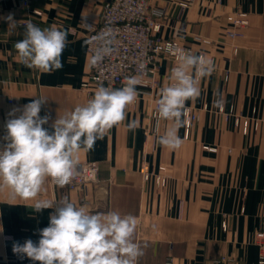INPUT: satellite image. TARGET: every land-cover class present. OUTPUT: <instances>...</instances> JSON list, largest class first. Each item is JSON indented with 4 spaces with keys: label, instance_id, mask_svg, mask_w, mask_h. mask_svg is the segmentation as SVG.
<instances>
[{
    "label": "crops",
    "instance_id": "1",
    "mask_svg": "<svg viewBox=\"0 0 264 264\" xmlns=\"http://www.w3.org/2000/svg\"><path fill=\"white\" fill-rule=\"evenodd\" d=\"M105 1L31 0L30 9L43 11L39 15L16 0L0 4V147L6 143L5 125L14 108L22 110L32 100L46 98L39 115L49 117L43 127L51 132L57 116L92 98L95 92L82 88L90 74L87 33L99 23ZM151 4L168 8L162 38L180 40L214 57L215 70L199 80V97L185 104L198 118L187 128L182 117L178 149L146 137L154 121L153 101L145 96L126 107L125 120L91 151L77 154L79 162L99 165L100 183L90 188L86 210L137 218L134 241L143 251L138 264H258L256 236L264 230V0H192L184 9L179 0ZM236 10L248 14L249 25L243 36L231 38L226 35L227 15ZM10 15L15 28L8 25ZM29 20L42 29L55 25L77 31L67 36L59 70L43 73L18 61L14 44L24 38ZM199 37L222 43L206 45ZM173 65L169 58L162 59L160 89L172 83ZM220 96L224 104L217 107L214 100ZM236 116L247 120L248 127L237 125ZM132 120L138 122L135 131L127 127ZM170 127L171 121L161 120L159 136ZM146 166H164L167 184L145 182L141 170ZM36 199L78 204L74 192L50 180ZM35 202L9 200L7 190L0 192V258H8L9 264H40L12 251L14 243H38L40 230L49 225L52 209L36 213Z\"/></svg>",
    "mask_w": 264,
    "mask_h": 264
},
{
    "label": "clouds",
    "instance_id": "2",
    "mask_svg": "<svg viewBox=\"0 0 264 264\" xmlns=\"http://www.w3.org/2000/svg\"><path fill=\"white\" fill-rule=\"evenodd\" d=\"M7 21L9 27H16L11 15ZM24 28V38L14 44L18 61L43 73L59 70L71 29L55 25L42 29L31 20L25 22ZM111 51L107 47L97 49L92 64H98ZM168 51L177 63L171 70L172 83L160 89L156 115L158 120L171 121L172 127L158 136L156 143L175 150L182 145L178 131L184 125L185 104L199 97V80L210 76L215 67L205 55H195L176 46H170ZM139 68L143 73L146 64L141 63ZM139 83L134 76L126 78L118 89L98 87L86 105L57 116L51 132L43 127L49 117L39 115L46 98H37L22 110L14 108L9 112L6 143L0 147V192L7 190L9 200H35L32 208L36 213L52 209L49 225L40 230L38 243L31 239L22 245L14 243V254L40 264H138L143 251L134 241L138 224L135 216H122L116 211L93 214L85 206L77 207L67 199L57 204L36 198L44 191L47 181L63 188L81 175L77 154L91 151L98 139L125 120V109L136 100ZM223 104L222 96L214 100L217 107ZM127 127L135 131L138 122L132 120ZM84 179L94 182L96 175H85Z\"/></svg>",
    "mask_w": 264,
    "mask_h": 264
},
{
    "label": "built area",
    "instance_id": "3",
    "mask_svg": "<svg viewBox=\"0 0 264 264\" xmlns=\"http://www.w3.org/2000/svg\"><path fill=\"white\" fill-rule=\"evenodd\" d=\"M6 0H0V4ZM21 6L31 10L32 14H42L39 8H31V0H16ZM192 0H179L182 9L189 6ZM168 8L151 4V0H106L102 4L100 21L95 26L89 27L87 33V53L90 60V74L88 80L82 84V88L93 94L98 87L104 86L113 89L123 87L126 78L137 77L140 83L137 85V99L148 96L153 101L151 118L154 121L152 130H146V137H152L153 141L159 136V126L161 120L157 119V101L160 98L155 96L161 87L159 79V67L163 58H169L176 66V58L168 51L170 46H176L195 55H205L202 51H197L190 46L184 45L180 40H166L160 35L162 28L166 25ZM230 24L226 35L231 38L244 35V30L249 25L248 14L244 11L236 10L227 15ZM73 33L77 31L70 28ZM206 45L221 44L209 38H197ZM110 48V54L95 66L92 64L93 56L99 48ZM206 56V55H205ZM215 66L216 59L211 57ZM146 64V69L142 73L139 65ZM227 79V76H226ZM198 118V115L191 109L186 108L185 123L190 128L191 123ZM237 125L248 127V121L236 116ZM82 169L72 183L66 185L78 198L77 206L88 207L91 205L90 188L94 184H99V165L97 162H79ZM166 168L159 166L145 167L141 170L143 180L148 182L155 180L158 186L167 184ZM95 173L96 180L85 181V175ZM224 228H227L226 223ZM259 246L258 264H264V230L259 231L256 236ZM0 264H9L8 258H0ZM167 264H171L169 261Z\"/></svg>",
    "mask_w": 264,
    "mask_h": 264
}]
</instances>
